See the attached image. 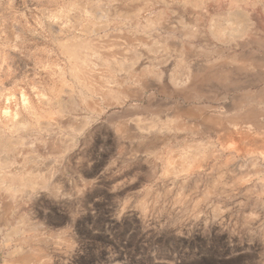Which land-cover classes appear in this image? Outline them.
Listing matches in <instances>:
<instances>
[{
  "label": "rangeland",
  "instance_id": "obj_1",
  "mask_svg": "<svg viewBox=\"0 0 264 264\" xmlns=\"http://www.w3.org/2000/svg\"><path fill=\"white\" fill-rule=\"evenodd\" d=\"M0 264H264V0H0Z\"/></svg>",
  "mask_w": 264,
  "mask_h": 264
},
{
  "label": "bare ground",
  "instance_id": "obj_2",
  "mask_svg": "<svg viewBox=\"0 0 264 264\" xmlns=\"http://www.w3.org/2000/svg\"><path fill=\"white\" fill-rule=\"evenodd\" d=\"M137 6V5H136ZM135 18V17H134ZM87 73V72H86ZM94 97V96H93ZM258 149V148H257ZM204 246H207L206 244H204ZM215 246V245H214Z\"/></svg>",
  "mask_w": 264,
  "mask_h": 264
}]
</instances>
